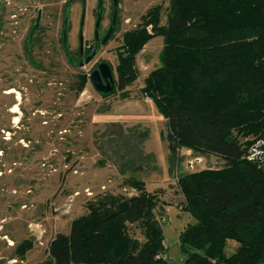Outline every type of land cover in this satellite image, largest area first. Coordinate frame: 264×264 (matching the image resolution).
<instances>
[{
  "label": "trees",
  "instance_id": "obj_1",
  "mask_svg": "<svg viewBox=\"0 0 264 264\" xmlns=\"http://www.w3.org/2000/svg\"><path fill=\"white\" fill-rule=\"evenodd\" d=\"M159 5L139 23H152L151 34L146 27L125 32L111 93L134 80V55L161 35L160 63L144 78L142 91L165 113L171 172L183 159L178 151L184 146L224 160L220 167L177 177L183 208L196 219L180 233L185 254L180 264H264V0H170L165 24ZM76 77L78 94L87 76ZM217 84L236 88L240 95H216ZM237 105L249 109L233 116ZM100 136V163L115 155L119 174L137 193L88 200V212L72 221L68 233L54 235L41 264H169L158 198L129 175L154 160L142 148L148 131L128 134L122 124L110 122ZM252 142L260 151L255 157L246 152ZM132 225L141 238L132 234ZM229 239L237 246L226 256ZM26 242L28 249L32 241Z\"/></svg>",
  "mask_w": 264,
  "mask_h": 264
},
{
  "label": "rangeland",
  "instance_id": "obj_2",
  "mask_svg": "<svg viewBox=\"0 0 264 264\" xmlns=\"http://www.w3.org/2000/svg\"><path fill=\"white\" fill-rule=\"evenodd\" d=\"M3 1L0 0V264L45 262L50 240L58 232L70 231L72 221L88 212V200L105 194L130 196L137 193L126 185L127 176L119 174L115 155L113 160L100 163L103 158L100 134L110 122H119L128 134L148 131L142 148L144 153L152 154L154 160L146 164L149 168L138 167L129 175L144 183L148 193L156 194L165 257L169 264H180L185 258L180 233L196 219L183 208L177 177L192 170L220 167L224 160L214 154L198 155L184 146L178 151L183 159L171 172L165 113L142 91L144 78L160 63L163 37L155 35L136 52L134 70L137 73L134 80L121 89L125 92L117 90L101 96L89 81L90 65H85L81 70L87 73V81L76 94V76L81 71L64 60L55 32L49 34L54 41L45 61L50 66H29L21 62L17 53H22L24 34L4 33L7 26L4 17L2 19ZM59 1L54 8L59 6ZM136 1L128 28L146 27L151 34L152 23H139L142 16L158 4L162 5L161 24H165L170 0ZM37 5L42 3L37 1ZM69 40L73 47V33ZM43 48L47 49V45L43 44ZM36 60L40 59L36 57ZM111 61L116 64L115 57L112 56ZM10 89L15 91L9 93ZM221 91L240 95V90L233 87L228 90L220 84L212 90L216 95ZM211 101L222 104L216 99ZM248 109L246 105H237L233 116H242ZM255 146V142L248 148L246 145V152ZM189 160H193V166ZM153 164L156 168H151ZM102 185L106 189H101ZM86 187L93 192L92 196L85 194ZM76 190L80 194L71 198ZM130 231L142 237L135 225ZM26 239L32 241L28 249ZM236 246L234 240H227L224 254L232 255Z\"/></svg>",
  "mask_w": 264,
  "mask_h": 264
},
{
  "label": "flooded vegetation",
  "instance_id": "obj_3",
  "mask_svg": "<svg viewBox=\"0 0 264 264\" xmlns=\"http://www.w3.org/2000/svg\"><path fill=\"white\" fill-rule=\"evenodd\" d=\"M41 2L42 5L38 6ZM43 1V2H42ZM4 0L2 19L7 28L4 33L9 35L24 34L21 39L22 53L18 52L23 64L48 67L47 54L52 51L53 40L49 34L55 32L57 44L63 53L64 60L80 73L87 75L82 68L90 65L89 74L98 68L101 62L107 63L116 79L115 68L118 62L119 52L123 50L125 32L130 30L132 7L136 0H72L69 18L67 22V45L71 59L63 48L64 12L68 0H60L59 6L54 8L57 0ZM100 2V13L98 6ZM85 9L83 17L82 9ZM37 19V26L34 22ZM111 32L109 33L110 28ZM60 29V33H58ZM32 32L31 42L27 46L29 34ZM75 36V44L72 47L69 35ZM52 41V42H51ZM47 49L43 48V44ZM115 57L116 64H112L111 57ZM36 57L40 60H36ZM38 62V63H37ZM41 63V64H39ZM11 90V89H10Z\"/></svg>",
  "mask_w": 264,
  "mask_h": 264
},
{
  "label": "water",
  "instance_id": "obj_4",
  "mask_svg": "<svg viewBox=\"0 0 264 264\" xmlns=\"http://www.w3.org/2000/svg\"><path fill=\"white\" fill-rule=\"evenodd\" d=\"M72 0H68L65 12H64V26H63V35H62V41H63V48L67 52V55L69 59H71L68 51V45H67V22L69 18L70 13V7H71ZM100 2L98 6V12L100 13ZM84 7L82 9V17L84 15ZM37 26V19L34 22V28ZM112 27L109 30V33L111 32ZM32 32L28 36L27 40V46L29 42H31ZM89 81L92 84L93 88L101 95V96H107L109 95L115 88V78L113 75V72L110 68V66L105 63L101 62L98 66V68L93 69L91 73L89 74Z\"/></svg>",
  "mask_w": 264,
  "mask_h": 264
},
{
  "label": "built area",
  "instance_id": "obj_5",
  "mask_svg": "<svg viewBox=\"0 0 264 264\" xmlns=\"http://www.w3.org/2000/svg\"><path fill=\"white\" fill-rule=\"evenodd\" d=\"M250 151V156L249 157H255V156H257V154L258 153H260V151H258V144H257V146H255V147H252V149L251 150H249ZM252 159V158H251ZM196 160H198V159H196ZM193 160H189V163H190V166H193V162H192ZM199 161V160H198ZM106 186L105 185H102L101 186V189H106L105 188ZM84 192H85V194L86 195H88V196H92L93 195V192L90 190V188H88V187H86L85 189H84ZM80 194V192L78 191V190H76V191H74V193L72 194V196H71V198H73L74 196H77V195H79ZM70 198V199H71ZM34 226H35V228H37V226L39 227V225L38 224H33Z\"/></svg>",
  "mask_w": 264,
  "mask_h": 264
},
{
  "label": "bare ground",
  "instance_id": "obj_6",
  "mask_svg": "<svg viewBox=\"0 0 264 264\" xmlns=\"http://www.w3.org/2000/svg\"><path fill=\"white\" fill-rule=\"evenodd\" d=\"M15 90H13V89H11L10 91H9V93H11V92H14ZM18 94V96H19V92L17 93ZM16 108H17V106L14 108V110L16 111ZM18 111V110H17Z\"/></svg>",
  "mask_w": 264,
  "mask_h": 264
}]
</instances>
